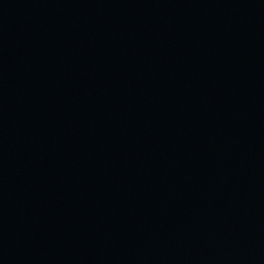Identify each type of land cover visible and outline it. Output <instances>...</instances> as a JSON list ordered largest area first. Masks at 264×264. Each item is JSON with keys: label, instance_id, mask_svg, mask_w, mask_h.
I'll return each instance as SVG.
<instances>
[{"label": "water", "instance_id": "water-1", "mask_svg": "<svg viewBox=\"0 0 264 264\" xmlns=\"http://www.w3.org/2000/svg\"><path fill=\"white\" fill-rule=\"evenodd\" d=\"M0 264H264V0H0Z\"/></svg>", "mask_w": 264, "mask_h": 264}]
</instances>
